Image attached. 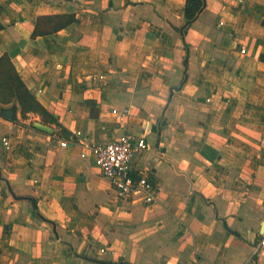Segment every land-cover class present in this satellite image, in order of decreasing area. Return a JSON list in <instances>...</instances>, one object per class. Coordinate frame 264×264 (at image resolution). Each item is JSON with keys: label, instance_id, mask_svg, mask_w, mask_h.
Returning <instances> with one entry per match:
<instances>
[{"label": "crops", "instance_id": "0c3cea01", "mask_svg": "<svg viewBox=\"0 0 264 264\" xmlns=\"http://www.w3.org/2000/svg\"><path fill=\"white\" fill-rule=\"evenodd\" d=\"M186 3L0 0V56L55 117L0 103V264H264V0ZM125 132L153 203L96 163Z\"/></svg>", "mask_w": 264, "mask_h": 264}, {"label": "built area", "instance_id": "2783aa9c", "mask_svg": "<svg viewBox=\"0 0 264 264\" xmlns=\"http://www.w3.org/2000/svg\"><path fill=\"white\" fill-rule=\"evenodd\" d=\"M129 111L125 108L119 116L122 118ZM4 141L8 144L7 138ZM146 147V138L133 132H125L117 139L97 146L96 163L101 172L111 179L119 198L143 193V199L147 204L157 200L161 189L159 186L151 183L146 176L135 178L131 175V164L135 156ZM262 248H264V237L255 245V252H259Z\"/></svg>", "mask_w": 264, "mask_h": 264}, {"label": "trees", "instance_id": "16d2710c", "mask_svg": "<svg viewBox=\"0 0 264 264\" xmlns=\"http://www.w3.org/2000/svg\"><path fill=\"white\" fill-rule=\"evenodd\" d=\"M203 6V0H187L185 17L191 21ZM77 22L76 13L41 15L35 22L33 36L47 35L57 32L72 23ZM264 61V53L260 55ZM17 101L22 109L23 116L28 112H36L43 116L46 122H54L55 117L38 100L26 83L22 80L11 56L4 53L0 56V103L10 104Z\"/></svg>", "mask_w": 264, "mask_h": 264}, {"label": "water", "instance_id": "95a60500", "mask_svg": "<svg viewBox=\"0 0 264 264\" xmlns=\"http://www.w3.org/2000/svg\"><path fill=\"white\" fill-rule=\"evenodd\" d=\"M0 112L3 113L4 115L8 116V117H13V115L15 114V109L13 107H9V108H3L0 107ZM34 125L40 129H43L45 131H49V132H53V128L49 125H46L44 123L41 122H35Z\"/></svg>", "mask_w": 264, "mask_h": 264}]
</instances>
